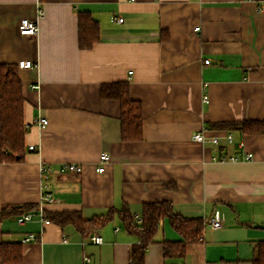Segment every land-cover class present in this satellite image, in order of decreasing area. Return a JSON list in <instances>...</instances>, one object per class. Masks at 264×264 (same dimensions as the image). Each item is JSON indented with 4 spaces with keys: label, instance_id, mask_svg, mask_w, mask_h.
<instances>
[{
    "label": "crops",
    "instance_id": "obj_1",
    "mask_svg": "<svg viewBox=\"0 0 264 264\" xmlns=\"http://www.w3.org/2000/svg\"><path fill=\"white\" fill-rule=\"evenodd\" d=\"M79 10L100 22L101 39L86 50ZM24 18L38 21L37 35L21 34ZM0 63L18 66L28 146L23 160L0 161V242H20L23 252L0 264H85L87 256V264H129L139 240L118 216L90 233L103 237L94 243L73 225L36 214L20 223L22 214L5 217L3 207L38 203L92 219L127 204L139 217L144 202L161 200L186 216L217 211L223 226L206 224L184 257L165 258L162 241L182 239L166 219L145 264H252L264 239V134L211 124L264 119V0H0ZM117 81L141 102L139 141L122 139L120 102L101 95L102 83ZM40 116L46 127L34 122ZM198 131L220 143L193 139ZM103 152L110 160L99 172ZM248 152L249 160L214 159ZM30 232L37 240L23 242Z\"/></svg>",
    "mask_w": 264,
    "mask_h": 264
},
{
    "label": "trees",
    "instance_id": "obj_2",
    "mask_svg": "<svg viewBox=\"0 0 264 264\" xmlns=\"http://www.w3.org/2000/svg\"><path fill=\"white\" fill-rule=\"evenodd\" d=\"M101 39L100 22L91 11H78V42L83 50L92 48ZM105 98L120 102L121 137L125 141H139L143 138L144 115L139 100L131 97L128 81L106 82L100 87ZM25 95L19 69L15 63H0V161L14 162L23 160L28 152L25 142L26 126L24 118ZM212 128L227 131L238 130L241 134L263 133L264 119H241L211 124ZM170 186V185H168ZM40 209L38 203L22 207H3L2 215L34 212ZM43 215L50 222L60 226L73 225L83 237L90 236L98 229L118 216L123 226L138 236L130 250L129 264H145V252L149 244L155 242L160 224L168 220L169 224L182 236L180 240H163L165 258L184 257L187 245L203 240L206 219L201 216H186L176 213L168 200L144 202L139 217H135L129 206L110 208L105 214L92 219H84L80 211H49L43 208ZM23 252L20 242H0V260L3 263H18ZM252 264H264V239L255 243V255Z\"/></svg>",
    "mask_w": 264,
    "mask_h": 264
},
{
    "label": "built area",
    "instance_id": "obj_3",
    "mask_svg": "<svg viewBox=\"0 0 264 264\" xmlns=\"http://www.w3.org/2000/svg\"><path fill=\"white\" fill-rule=\"evenodd\" d=\"M42 13V11H39V14ZM119 21H123V18H119ZM196 29H199V27H196ZM19 30L21 32V34L23 35H37L38 30H39V26H38V21L37 20H33V19H28V18H24L21 20L20 24H19ZM206 63H209L210 60L206 59L205 60ZM20 66H25V67H33L34 63L31 60H23L19 62ZM33 87H36V85H33ZM203 99L206 101L208 99L207 95L205 94L203 96ZM35 123H38L41 127H46V125L48 124L49 120L46 117H37L34 120ZM193 139L206 143V142H211L213 144H219L220 143V136L217 135H206L204 131H198L196 133H194L192 135ZM226 137L228 139H231L233 137V135L231 133H227ZM31 149H34L35 146L34 145H30ZM253 157V154L248 152L245 154V156L243 158L237 156V155H232V156H227V155H221L219 157H214V159L216 161H238L240 159H251ZM110 160V155L107 152H103L101 153V157H100V165L97 167V170L99 172H104L105 168H106V163ZM48 167L45 166L43 168V170H46ZM64 169H69L71 171H77V172H82L83 170V166L82 165H78L75 163H68L64 166ZM44 198L46 200H53V197L50 193H45ZM35 216L34 213L32 212H26L24 214H22L19 218L18 221L20 223H24L30 219H32ZM36 216H39L45 223H50V220L48 218H45L43 215V208L40 206V209L38 211V213L36 214ZM140 219V217H139ZM206 224L211 227V228H220L223 226V219L220 216V214L216 211L214 214L210 215L209 217H207L206 219ZM38 236L36 233L34 232H30L27 233L23 238L22 241L23 242H30V241H35L37 240ZM89 240L94 242V243H102L103 242V237L99 234H93L89 237ZM85 259V264H87L88 261H90V258L87 256L84 258Z\"/></svg>",
    "mask_w": 264,
    "mask_h": 264
}]
</instances>
